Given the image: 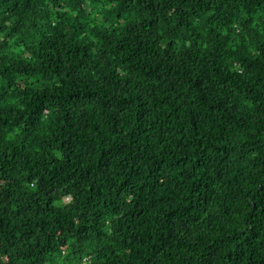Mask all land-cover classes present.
<instances>
[{"label":"trees","instance_id":"trees-1","mask_svg":"<svg viewBox=\"0 0 264 264\" xmlns=\"http://www.w3.org/2000/svg\"><path fill=\"white\" fill-rule=\"evenodd\" d=\"M0 264H264V0H0Z\"/></svg>","mask_w":264,"mask_h":264}]
</instances>
